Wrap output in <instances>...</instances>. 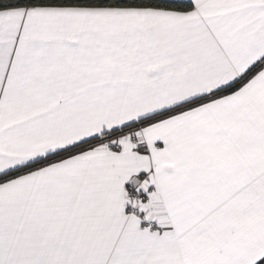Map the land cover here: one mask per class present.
<instances>
[{"label":"snow or ice","instance_id":"snow-or-ice-1","mask_svg":"<svg viewBox=\"0 0 264 264\" xmlns=\"http://www.w3.org/2000/svg\"><path fill=\"white\" fill-rule=\"evenodd\" d=\"M0 264H264V0H0Z\"/></svg>","mask_w":264,"mask_h":264}]
</instances>
